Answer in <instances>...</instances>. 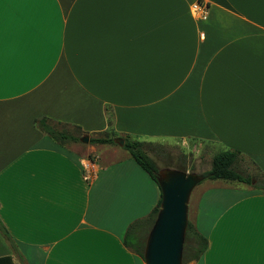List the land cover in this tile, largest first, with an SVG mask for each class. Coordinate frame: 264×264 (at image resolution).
Here are the masks:
<instances>
[{"label":"crops","instance_id":"0c3cea01","mask_svg":"<svg viewBox=\"0 0 264 264\" xmlns=\"http://www.w3.org/2000/svg\"><path fill=\"white\" fill-rule=\"evenodd\" d=\"M5 15L0 223L17 250L0 233V257L144 264L123 238L157 184L122 147L78 155L41 118L88 139L235 150L264 179V0H49ZM245 185L200 189L192 224L208 245L189 264H264V194Z\"/></svg>","mask_w":264,"mask_h":264},{"label":"trees","instance_id":"16d2710c","mask_svg":"<svg viewBox=\"0 0 264 264\" xmlns=\"http://www.w3.org/2000/svg\"><path fill=\"white\" fill-rule=\"evenodd\" d=\"M34 124L40 132L44 133L59 145L63 146L69 142L80 141V136L73 135L64 127L57 129L44 118L36 120ZM115 138L116 136L113 133H110L99 137H91L88 139V143L115 145ZM122 148L130 154L134 162L157 184L156 175L158 169L153 159L147 154V144L124 137ZM238 157L239 152L235 150H223L215 153L211 158L209 170L202 174L204 177L203 180L210 179L240 182L250 185L264 194V179H258L250 175H243L239 172L237 169ZM252 179L255 180L253 185H251ZM159 204L160 198L156 207L147 217L135 220L127 227L123 238L124 246L141 259L143 258L145 239L153 224L159 209ZM0 233L4 239L8 241L12 249H14V251L17 250L14 242L11 240V237L1 223ZM207 245V239L195 229L193 224L188 222L182 249V264L198 261L207 249ZM0 264H14V262L11 256L8 255L0 257Z\"/></svg>","mask_w":264,"mask_h":264},{"label":"water","instance_id":"95a60500","mask_svg":"<svg viewBox=\"0 0 264 264\" xmlns=\"http://www.w3.org/2000/svg\"><path fill=\"white\" fill-rule=\"evenodd\" d=\"M80 141L87 143L88 136L81 137ZM114 142L122 147L124 139L115 138ZM203 179L202 174L178 169L158 171L156 181L160 190V204L145 239L144 264H182L188 202L193 189Z\"/></svg>","mask_w":264,"mask_h":264},{"label":"rangeland","instance_id":"374dc122","mask_svg":"<svg viewBox=\"0 0 264 264\" xmlns=\"http://www.w3.org/2000/svg\"><path fill=\"white\" fill-rule=\"evenodd\" d=\"M56 128V127H55ZM58 128V127H57ZM75 136H80L81 134L75 129L66 128ZM87 143H82L81 141L75 143H67L66 146L70 150H73L78 155H83L85 152V147L88 146ZM113 147H119L116 143L115 145H111ZM126 150L121 148L119 149V155H127ZM147 152L149 156L155 162V165L158 171L163 169H171L175 168L178 170H182L188 173H196L203 174L209 168V164L211 161V152L208 151L207 147L202 148L199 152H189L188 154L183 153L182 149L179 145H166V144H151L147 148ZM96 154L95 152L93 155ZM237 169L243 175H259L254 167V164L248 159H242L238 157ZM231 181H222V180H210L205 179L201 181L192 191L189 202H188V222L193 223L196 210V203L199 198V191L203 187L207 185L221 184V183H229ZM249 186V185H245ZM20 254V253H19ZM20 261H18V264ZM189 264V263H188Z\"/></svg>","mask_w":264,"mask_h":264},{"label":"snow or ice","instance_id":"6c2138e0","mask_svg":"<svg viewBox=\"0 0 264 264\" xmlns=\"http://www.w3.org/2000/svg\"><path fill=\"white\" fill-rule=\"evenodd\" d=\"M47 3H49V0H0V81H2L4 72L5 33L9 26L8 20L5 15V8L11 6L12 8L23 12L26 10L41 7ZM217 264H232V262L220 261L217 262Z\"/></svg>","mask_w":264,"mask_h":264},{"label":"built area","instance_id":"2783aa9c","mask_svg":"<svg viewBox=\"0 0 264 264\" xmlns=\"http://www.w3.org/2000/svg\"><path fill=\"white\" fill-rule=\"evenodd\" d=\"M193 9H194V11L195 12H198V13H200V14H204V7L201 5V3H195L194 5H193Z\"/></svg>","mask_w":264,"mask_h":264}]
</instances>
